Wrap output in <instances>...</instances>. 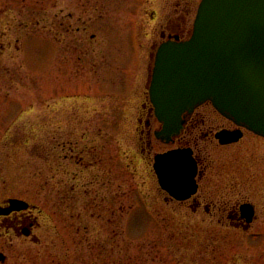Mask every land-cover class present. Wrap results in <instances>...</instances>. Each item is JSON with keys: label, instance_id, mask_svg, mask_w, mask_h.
<instances>
[{"label": "rangeland", "instance_id": "rangeland-1", "mask_svg": "<svg viewBox=\"0 0 264 264\" xmlns=\"http://www.w3.org/2000/svg\"><path fill=\"white\" fill-rule=\"evenodd\" d=\"M199 1L0 0V201L39 209V242L13 240L11 264H264V216L245 231L225 214L229 197L260 209L246 180L256 167H238L246 185L228 192V147L200 140L210 154L201 191L215 204L194 212L164 201L151 168L174 145L152 136L147 153L151 58L165 21L189 5V28ZM201 110L202 128L224 124ZM246 136L239 146L258 140Z\"/></svg>", "mask_w": 264, "mask_h": 264}, {"label": "water", "instance_id": "water-1", "mask_svg": "<svg viewBox=\"0 0 264 264\" xmlns=\"http://www.w3.org/2000/svg\"><path fill=\"white\" fill-rule=\"evenodd\" d=\"M148 89L160 129L154 136L165 143L179 134L184 117L209 101L225 118L264 136V0H201L191 36L167 40L155 52ZM222 144L239 132L221 131ZM153 170L160 188L175 200L196 191V162L190 148H175L154 156ZM8 208L29 204L9 198ZM248 225L253 210L241 206Z\"/></svg>", "mask_w": 264, "mask_h": 264}, {"label": "flooded vegetation", "instance_id": "flooded-vegetation-1", "mask_svg": "<svg viewBox=\"0 0 264 264\" xmlns=\"http://www.w3.org/2000/svg\"><path fill=\"white\" fill-rule=\"evenodd\" d=\"M189 5L184 6L183 10H181V14L176 15L174 18H170L165 21L166 32L161 33V36L164 37L163 39H175V40H185L188 38L192 32V22L191 26L189 28L186 27V16L189 13ZM177 13V12H176ZM163 41V40H162ZM161 41V42H162ZM160 43V42H159ZM154 54V53H153ZM152 64L151 69L153 66L154 57L151 58ZM150 69V73H151ZM149 82V81H148ZM142 110L144 111V115L147 116V118H144L143 120L145 125V132L147 137V147H149V150L147 153H151V143L153 136L155 140L164 143V144H172L174 147L169 148H190L192 151V157L194 158L196 162V175H195V181H196V191L187 199L184 200H175L171 196L168 195L167 192L163 191L165 193L164 201H175L179 204L188 205V207L191 208L192 211L197 212L200 209H203L206 213H209L211 211V207L214 206L215 203H212L210 200V196L205 194V192H202V185L205 183V178L208 177L207 169L208 164L210 163L208 158L210 157V154L207 153L204 148L200 147L199 141H205V142H214L215 146L218 147H228V166L231 171V179L232 183L231 186L228 188L231 190V192H234L233 194H236L237 188H235V185L238 184L240 181H242V178H239V175L242 172L240 169L245 168L253 169V167H256V171L254 174L250 175L246 180L250 181L251 183H256L255 188V195L258 197V199L264 198V136L258 135L250 130H247L246 128L237 125L233 121L223 117L221 115V118L224 122L221 126L213 127L212 124H209L206 128H202L205 126V118L201 117L203 106H210L212 105L209 102H204L201 105L197 106L195 109H193L190 113H188L184 117L182 129L180 130L179 134L172 137V140L169 143H165L161 141L160 139H157L154 136V130L153 133L151 132L152 127V121H157L154 119L153 115V107L152 104L148 99L144 100V103L141 104ZM213 108V107H212ZM213 110L217 112L214 108ZM218 113V112H217ZM147 114V115H146ZM219 114V113H218ZM220 115V114H219ZM139 122L141 121V118L139 117L137 119ZM158 126L157 129L160 128V124L157 121ZM221 131L226 132H239L240 137L232 142L222 144L216 137V134ZM250 133L253 135L251 138L258 139V140H250L252 141L250 144H252L251 147L247 146H239L244 140H248L246 138V133ZM246 136V137H245ZM242 145V144H241ZM167 150H159L154 153L152 156L151 161V168L153 170V160L154 156L157 153H163ZM143 151V150H142ZM245 155H249V157H246ZM250 162V163H248ZM248 163V164H247ZM248 165V166H247ZM240 167V169L238 168ZM244 168V169H245ZM246 168V169H247ZM236 169H238L236 171ZM154 171V170H153ZM246 173V172H245ZM157 180V179H156ZM243 182V181H242ZM244 185H246V182H243ZM236 189V190H234ZM239 191V190H238ZM9 198L6 200L0 201V206L2 208H8L9 203L7 202ZM264 201V200H263ZM231 203L230 207L225 209V214L229 222L234 225L237 228H242L245 230L247 227L245 222L246 218L242 212L241 206L244 204L250 205L253 214H252V220L254 221L257 219L259 214L264 216V202L260 205V209L257 208V204L251 201L249 198L244 199H236L233 202H231L230 197L226 199L225 204ZM29 206L25 209H12L8 211L7 213L0 214V229H3V235H0V264H11L9 260L11 259V256L13 253L17 252L16 248H12L13 240H17L18 238H30L32 242L37 243L39 242V239H37L36 235L33 232V229H35L38 226L37 221L32 218V212L36 211L37 207L32 206L30 203H28ZM246 231V230H245ZM5 235L9 236L8 239L5 238ZM5 238V239H4ZM36 264H42V263H36Z\"/></svg>", "mask_w": 264, "mask_h": 264}]
</instances>
